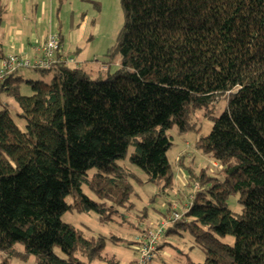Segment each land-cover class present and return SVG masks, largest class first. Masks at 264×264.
Wrapping results in <instances>:
<instances>
[{"label": "trees", "instance_id": "trees-1", "mask_svg": "<svg viewBox=\"0 0 264 264\" xmlns=\"http://www.w3.org/2000/svg\"><path fill=\"white\" fill-rule=\"evenodd\" d=\"M120 6L123 25L109 50L120 57L115 72L91 78L57 61L37 68L53 71L50 81L27 80L31 95L21 94L15 73L0 86L25 122L21 128L0 101L6 254L0 264L13 255H33L36 264H118L104 253L105 237L84 236L61 214L73 206L108 218L107 210L130 203L132 179L141 178L120 160L169 187L167 130L194 127L193 112H209L221 96L226 106L218 116L206 113L213 123L196 146L224 178L205 169L192 174L198 189L169 230L190 232L205 251L197 264H264V0H120ZM84 186L112 206L91 199ZM232 193L239 194V214L227 206ZM226 235L232 244L220 240Z\"/></svg>", "mask_w": 264, "mask_h": 264}, {"label": "rangeland", "instance_id": "rangeland-1", "mask_svg": "<svg viewBox=\"0 0 264 264\" xmlns=\"http://www.w3.org/2000/svg\"><path fill=\"white\" fill-rule=\"evenodd\" d=\"M95 1L99 2L98 8L94 6ZM44 2L47 9L51 8L52 16L39 20L36 8L39 9ZM0 4L3 10L5 0H0ZM16 10L18 11L10 16L8 8L4 6L3 23L9 22L15 26H22L27 34L40 30L43 35L50 33L63 35L67 52L64 55L73 59L72 62H68L70 67L83 68L91 78L106 77L107 74L119 68V55H111L109 50L123 25L120 0H25L24 6H19ZM21 10H26V13L22 14ZM4 52H6L5 49ZM22 56L31 62L36 58L30 46ZM15 74L22 78L19 84L20 92L24 95L32 94L31 87L27 83L28 79L50 81L53 77V71H41L32 65L20 68ZM10 102V113L23 128L25 122L17 116L19 111L17 103L12 97ZM225 106L226 96H221L209 106L211 109L209 112L205 109L193 112L189 120L194 123V127L180 130L177 125H173L167 130L171 138V146L167 150L172 170V182L169 187L164 186L162 180H149L139 167L129 163L127 159L120 160V164L129 167L141 178V181L132 179L133 193L130 203L115 207L113 212L107 210L105 213L109 214L108 218H103L104 213L96 210L79 211L72 206L61 214V219L86 237H105L104 253L116 259L118 264H135L139 252L138 244L134 242L138 241L145 229L157 231L160 226L162 233L159 236V247L149 264L202 262L205 251L194 241L188 230L176 227L173 231L169 230L174 226L169 220L168 213L170 205L176 199L178 200L176 208L181 211L194 195L197 182L193 181L192 174H199L200 170L205 169L208 175L217 177L220 181L223 180L220 166L208 153L196 146V141L205 136L212 126V119L206 113L208 112L210 116H218ZM93 172L94 170H90L89 174ZM83 190L91 199L103 202L107 208L112 206L109 200L100 199L85 186ZM238 198V193H232L227 198V206L234 214L242 211ZM65 201L71 204V195L66 196ZM143 211L146 213L145 218L139 221L138 215H142ZM219 238L229 244L234 241L231 235L219 236ZM16 248L20 252L24 251L20 243L16 244ZM54 251L59 256H64L58 247H54ZM4 259L6 254L0 250V262ZM8 261L10 264H36L33 255L26 258L13 255L8 257ZM100 263L94 260L91 264Z\"/></svg>", "mask_w": 264, "mask_h": 264}, {"label": "built area", "instance_id": "built-area-1", "mask_svg": "<svg viewBox=\"0 0 264 264\" xmlns=\"http://www.w3.org/2000/svg\"><path fill=\"white\" fill-rule=\"evenodd\" d=\"M61 46L58 34H48L44 41L43 46L38 47L39 55L31 62L29 59L19 54H8L0 60V86L4 80L14 74L17 70L23 67L33 66L34 68H49L57 61L72 62L73 59L65 55H59L58 51ZM196 190L198 184L195 183ZM177 199L170 205L168 217L169 220H179L182 218L185 208L191 203L189 202L183 207L181 211L177 210ZM162 233L161 226L157 231L147 230L138 238L139 244L137 249L139 252L138 259L135 264H149L151 259L156 255L159 236Z\"/></svg>", "mask_w": 264, "mask_h": 264}, {"label": "crops", "instance_id": "crops-1", "mask_svg": "<svg viewBox=\"0 0 264 264\" xmlns=\"http://www.w3.org/2000/svg\"><path fill=\"white\" fill-rule=\"evenodd\" d=\"M24 2L25 0H5V4L3 5V11L5 6V8H8V12H10L9 14L11 16L18 11L16 10L17 7L24 6ZM21 13L25 14L26 10L23 11L21 10ZM36 13L38 15L39 20H43L44 18H46V16L48 17L52 16V10L51 8L47 9V6H45V2L42 3L39 9L36 8ZM2 17H3V12L0 17V60L8 53L22 55L27 52L28 46H30V48L32 47L34 55L35 57H37L39 54L37 48L43 46L41 44L42 43L44 44V41L48 34L43 35L40 32V30H37L36 32L31 34H27L25 33L22 26H15L14 24H10L9 22L3 23ZM25 18L28 17L25 16ZM59 35L61 36L62 40L58 54L64 55L67 54L65 50L64 38L63 35L61 34ZM4 49L6 50V52H4ZM3 93L5 95H2ZM0 101L1 104L9 103V105L11 106L10 98L6 95L4 90L2 91L1 89H0ZM158 247H159V242H158Z\"/></svg>", "mask_w": 264, "mask_h": 264}]
</instances>
